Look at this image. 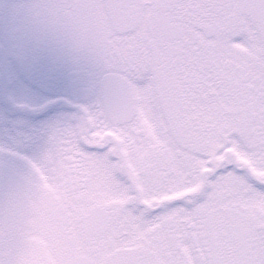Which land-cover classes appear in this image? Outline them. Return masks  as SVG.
<instances>
[{"label": "flooded vegetation", "instance_id": "af4514ba", "mask_svg": "<svg viewBox=\"0 0 264 264\" xmlns=\"http://www.w3.org/2000/svg\"><path fill=\"white\" fill-rule=\"evenodd\" d=\"M109 72L132 85L126 123L107 116ZM263 144L264 12L249 0H0V241L24 245L9 264L32 258L34 228L63 259L264 264ZM95 208L108 226L88 236Z\"/></svg>", "mask_w": 264, "mask_h": 264}, {"label": "rangeland", "instance_id": "374dc122", "mask_svg": "<svg viewBox=\"0 0 264 264\" xmlns=\"http://www.w3.org/2000/svg\"><path fill=\"white\" fill-rule=\"evenodd\" d=\"M145 12H147L146 9H145ZM16 37H17L16 42H15L16 48H17V46H23L25 44V42H24V28H23V24L16 27ZM17 49L22 51V48L21 49L17 48ZM17 53L22 54V52H17ZM254 152H255V156H262V158H263V155H264V144H263L262 147L254 149ZM192 167L193 168H198V167H200V165L193 164ZM262 167L264 169V166H262ZM263 169L259 170L261 172L260 174H262V175H264V170ZM210 183L212 184L211 185L212 187H215L217 185V183H219V182L213 180ZM263 185H264V182H262V186L261 185L257 186L255 184L253 186V188H263L264 187ZM196 187H198V185L197 186H193L192 188H196ZM259 200L262 203L261 205H264V200H263L262 197H256L255 198V203L260 205L258 203ZM1 217L2 216L0 215V218ZM33 231L35 233L32 234L31 237L33 239H35L36 241H38V239L42 240L41 243H42L43 248H44V253L47 255V258H49L48 259L49 264H71V256H72L71 253H69V257H66L64 259L62 257L60 258L62 252H61V250L59 248L60 246L56 243V242H58L56 236L51 233V229H37V228H34ZM53 232L56 233V230H53ZM39 255L37 256V260H38L39 264H45L44 263L45 259H43L42 257H40V259H38ZM0 264H7L4 261V257L0 258Z\"/></svg>", "mask_w": 264, "mask_h": 264}, {"label": "water", "instance_id": "95a60500", "mask_svg": "<svg viewBox=\"0 0 264 264\" xmlns=\"http://www.w3.org/2000/svg\"><path fill=\"white\" fill-rule=\"evenodd\" d=\"M76 264H89V263H87V262L84 261V260H79V261L76 262Z\"/></svg>", "mask_w": 264, "mask_h": 264}]
</instances>
